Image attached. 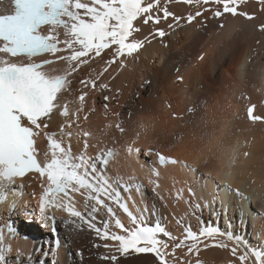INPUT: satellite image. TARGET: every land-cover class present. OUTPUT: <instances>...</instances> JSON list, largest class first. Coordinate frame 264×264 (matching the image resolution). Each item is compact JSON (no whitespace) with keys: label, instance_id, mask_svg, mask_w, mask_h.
Wrapping results in <instances>:
<instances>
[{"label":"snow or ice","instance_id":"snow-or-ice-1","mask_svg":"<svg viewBox=\"0 0 264 264\" xmlns=\"http://www.w3.org/2000/svg\"><path fill=\"white\" fill-rule=\"evenodd\" d=\"M171 2L173 0H0V205H7L6 214L0 215V264L10 261L11 264H28L21 249H15L13 255V242L22 238L21 228L34 222L49 230L55 245L49 253H57L60 247L55 227L58 211L66 214L67 219H62V224L69 233L88 231L95 241L102 242H93L92 247L105 249L98 254L104 264H206L200 256L210 249L226 251L230 257L226 264H264V244L253 246L243 235L234 234L227 217L226 229H221L204 223L202 217L197 216L201 221L198 230L185 225L183 216L178 217L176 224L182 227L178 235L162 224L156 206L149 208L144 185L134 171L132 175L120 172L122 157L129 166L130 161L135 160L141 169L145 168L139 159L141 154L155 157L147 165L148 182L161 201H165L160 191L165 172L179 167L194 174L192 182H180L173 176L171 192L174 203L182 201L193 214L209 208L219 219L220 212L214 205L221 186L210 172L206 176L198 173L195 165L165 155L158 147H139L141 135L150 125L142 119L133 120L135 113H128V120L134 125L133 136L123 145L117 146L115 138L113 146L89 143L97 137L84 123L96 108L93 102V106L85 110L87 98L92 92L110 91L109 83L103 81L110 68L118 64V74L127 67L128 59H139L140 51L152 39L163 41L170 34L159 27L162 21L167 22L168 30L175 31L193 22L203 29L212 19L218 22L219 35L229 16L242 17L254 22V28L264 34V21L255 23L259 19L258 12H264V0H256L259 8L252 12L241 9L248 0H176L194 8L183 17L169 10ZM145 27L149 32L141 36ZM254 43L256 46L241 65V71H248V65L264 55V38L255 39ZM196 59L203 61L205 53L201 52ZM81 73L84 75L77 82ZM175 73V82L184 83L179 66ZM74 82L78 83L75 90ZM150 83L144 80L142 87ZM74 92L79 94L74 95ZM70 96L73 99H69ZM113 99L114 96H103L106 103L102 114L105 118L116 117L114 127L123 137L128 131L127 121L121 119L120 113L111 112L107 102ZM238 99L245 101L247 121L253 125L264 124V112L260 111L264 99L253 103L243 92ZM206 104V100L194 102L184 114L173 112L172 118L194 116ZM166 107L171 108V105L166 102ZM57 114L62 122L58 130H50ZM240 118L233 114V119ZM112 127L113 123L109 122L101 131L107 135ZM231 127L232 120L227 118L219 128L208 130L205 125L200 134L201 147L197 150L222 153L226 158L227 171L223 173L226 177L233 176V168L241 155L245 159L251 155L241 151L250 146V141L225 142ZM176 139L179 141L182 137ZM41 142H46L44 147ZM89 148H96V154L90 155ZM33 178L39 186L36 207L32 211L27 208L18 211L23 183ZM209 182L213 187L209 194L211 200L197 197L193 184L206 188ZM177 183L181 186L177 187ZM222 190L229 195L234 193L240 200L249 199L240 188H234L227 181ZM133 191L140 197L139 203ZM221 206L226 211L223 200ZM77 254L82 257V250ZM51 264H57L56 260Z\"/></svg>","mask_w":264,"mask_h":264},{"label":"bare ground","instance_id":"bare-ground-1","mask_svg":"<svg viewBox=\"0 0 264 264\" xmlns=\"http://www.w3.org/2000/svg\"><path fill=\"white\" fill-rule=\"evenodd\" d=\"M169 10L176 15L186 16L189 11H194L188 5L182 2H173L168 5ZM259 5L256 0H248V3L241 5V9L249 12L256 11ZM209 15V14H206ZM258 24L264 21V12H258ZM170 22V21H169ZM226 27L219 30L218 22L209 19L206 27L198 28L197 23L185 25L175 31L167 29V22L162 21L159 27L169 31L170 34L163 38L152 39L151 43L139 53V59H128L127 67L119 70L116 64L110 68L109 73L103 77L104 82L110 85V91L92 92L87 98L85 110L95 103L96 111L89 115V120L84 123V127L91 130L97 139L90 140V144H97L104 147L113 146V138L118 141V145H123L125 140H130L133 136V123L128 120V113H135L133 120H144L150 126L146 133H142L138 146L142 149L148 147H158L160 151L169 156L185 160L193 164L198 169V173L205 176L210 172L215 182L220 184L221 191L219 198L214 205V209L222 212L223 219L228 218L232 222V231L234 234H241L253 246L264 244V124L255 125L247 121L245 116V101L238 99L240 93L247 94L253 103H258L264 99V55L260 56L258 61L248 65V71H241L248 56L251 55V49L255 47V39L264 38V34L254 28V22L245 20L242 17H228L225 21ZM149 28L145 27L141 36L147 34ZM167 44V47L164 44ZM205 53L203 61H197L200 53ZM179 66L184 75V83L175 82V68ZM100 66H97L99 70ZM87 69H85V72ZM84 73L77 77V82ZM115 76L114 79L110 77ZM144 80H150V85L142 87ZM74 82L73 89L78 88V83ZM119 90V92H117ZM74 92V95H78ZM104 95L114 96L115 99L108 101L112 113H120L121 119L127 121V133L121 137V134L115 129L114 122L116 117L109 116L105 118L103 113ZM73 99V96L68 97ZM206 100L207 104L201 108L194 116H185L184 119H173L172 113L184 114L187 107L192 103ZM167 104L171 108L166 107ZM230 105V107H229ZM264 112V107L260 108ZM233 114L241 117L233 119ZM232 120L231 134L226 135V143L241 144L250 141V146L242 148L241 151H248L251 155L245 159L242 155L237 160L233 168V176L228 177L229 183L234 188L238 187L249 198L247 200L238 199L235 194H227L223 189L221 176L227 171L225 156L213 150L212 152H198L201 147L200 134L207 126L208 130L219 128L225 119ZM216 121V123H213ZM62 122L59 115H55L51 122L50 130H58V125ZM109 122L113 127L105 135L101 129ZM182 137L177 141L176 137ZM172 145H176L172 147ZM41 147L43 143L41 142ZM75 147V145H74ZM82 147V144L79 146ZM89 154L95 155L96 148H89ZM140 162L145 164L141 169L140 164L135 160L126 162L121 158L120 172L126 175H132L133 171L139 182L144 185V198L151 209L156 206L159 213V219L162 224L173 234H180L182 227L176 224V218L183 216L184 224L191 225L193 230H198L201 221L197 216H201L206 224L216 225L210 219L212 209L203 208L201 212L193 214L188 207L181 201L174 203L171 196L172 177L177 181L185 180L192 182L194 174L186 173L179 167L171 169L164 173V179L160 181L161 193L165 196V201H161L152 191V185L149 184V172L147 165L155 160V157L140 156ZM205 159L207 163L205 164ZM114 174V171H113ZM255 180V183L252 181ZM20 181H17L19 184ZM200 183H203V178ZM177 187L181 184L177 183ZM196 188L197 197L203 196L211 200L209 195L213 191L212 183L209 182L206 188H201L198 184H193ZM167 190V191H165ZM37 195L34 196L33 193ZM39 194V186L33 178L23 183V198L19 201V208L23 209L25 202L32 203L36 207ZM133 196L137 203L140 197ZM223 200L227 206L226 211L219 204ZM7 212V205H0V214ZM122 215V214H121ZM58 222L62 241L57 252V264H104L98 259L99 253H104V248H93L95 241L92 233L88 231L72 232L63 226L62 219H67L65 213L60 212ZM221 217V216H220ZM226 222V221H224ZM22 233H33L35 238H20L13 242V255L15 249L19 248L28 260V264H50V259L54 256L44 252L46 245L41 248V241L36 236L45 239L50 232L40 227L39 223H32L29 227L21 228ZM82 250L83 256L77 254ZM30 254V255H29ZM44 256V258H43ZM206 264H226L230 258L226 251L210 249L200 256ZM11 264V261L9 262Z\"/></svg>","mask_w":264,"mask_h":264},{"label":"rangeland","instance_id":"rangeland-1","mask_svg":"<svg viewBox=\"0 0 264 264\" xmlns=\"http://www.w3.org/2000/svg\"><path fill=\"white\" fill-rule=\"evenodd\" d=\"M221 216V217H220ZM220 216H219V219H217V218H215L212 214L210 215V219L213 221V222H215V224L216 225H219L220 224V226L222 225H224L225 224V226H226V222H224V221H226L225 219H223L222 217H223V214H220ZM224 228H226V227H224ZM49 243H50V239H49Z\"/></svg>","mask_w":264,"mask_h":264},{"label":"clouds","instance_id":"clouds-1","mask_svg":"<svg viewBox=\"0 0 264 264\" xmlns=\"http://www.w3.org/2000/svg\"><path fill=\"white\" fill-rule=\"evenodd\" d=\"M228 177L226 176H221V182L224 183L225 181H228Z\"/></svg>","mask_w":264,"mask_h":264},{"label":"water","instance_id":"water-1","mask_svg":"<svg viewBox=\"0 0 264 264\" xmlns=\"http://www.w3.org/2000/svg\"><path fill=\"white\" fill-rule=\"evenodd\" d=\"M57 231L59 232V228L57 227Z\"/></svg>","mask_w":264,"mask_h":264}]
</instances>
